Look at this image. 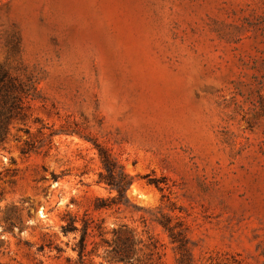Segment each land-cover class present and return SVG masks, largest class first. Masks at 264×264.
<instances>
[{"label":"rangeland","instance_id":"374dc122","mask_svg":"<svg viewBox=\"0 0 264 264\" xmlns=\"http://www.w3.org/2000/svg\"><path fill=\"white\" fill-rule=\"evenodd\" d=\"M0 64L35 82L0 149V264L77 263L60 226L84 211L162 264V215L191 264H264V0H0ZM95 144L132 176L126 204L94 209L116 195Z\"/></svg>","mask_w":264,"mask_h":264},{"label":"trees","instance_id":"16d2710c","mask_svg":"<svg viewBox=\"0 0 264 264\" xmlns=\"http://www.w3.org/2000/svg\"><path fill=\"white\" fill-rule=\"evenodd\" d=\"M34 80L29 74L14 75L9 67L0 64V149L11 136V125L22 121L29 108L28 100L33 99ZM27 132V131H25ZM28 133V132H27ZM16 139V138H15ZM104 172L99 173L98 182L105 184L116 192L111 198H96L94 209H106L110 206L126 204L125 192L132 183V176L99 144H95ZM38 146L33 142L24 141L19 148L22 155L36 152ZM167 231L170 242L177 251V264H191V253L186 236V227L180 221L171 223V218L162 215L155 219ZM63 235L73 234L77 240L72 246L76 251L77 263L88 264L91 255L101 257L108 264H162L160 245L152 237L145 243L136 232L126 225L105 230L102 219H95L87 211L81 215H67L60 226ZM109 233V237L106 235Z\"/></svg>","mask_w":264,"mask_h":264}]
</instances>
